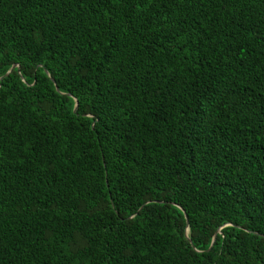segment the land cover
<instances>
[{"label": "trees", "instance_id": "obj_1", "mask_svg": "<svg viewBox=\"0 0 264 264\" xmlns=\"http://www.w3.org/2000/svg\"><path fill=\"white\" fill-rule=\"evenodd\" d=\"M13 64L0 264H264V0H0Z\"/></svg>", "mask_w": 264, "mask_h": 264}, {"label": "water", "instance_id": "obj_2", "mask_svg": "<svg viewBox=\"0 0 264 264\" xmlns=\"http://www.w3.org/2000/svg\"><path fill=\"white\" fill-rule=\"evenodd\" d=\"M15 67H19V65L18 64H13V66L11 67V69H9L3 76H1L0 78H3L4 76H6V75H8L9 74V72L13 69V68H15ZM46 72H47V69L45 70ZM56 89L57 90H59L58 89V87H56ZM76 108H77V104H76V106H75V108H74V111L76 110ZM187 218V217H186ZM187 224H188V219H187ZM188 228H186V231H185V235H186V237L187 238H189V236H188ZM214 240V239H213ZM212 244H213V242H212ZM211 244V245H212Z\"/></svg>", "mask_w": 264, "mask_h": 264}]
</instances>
